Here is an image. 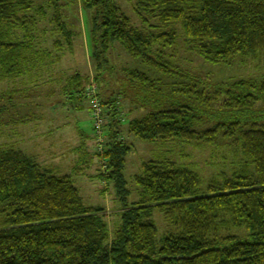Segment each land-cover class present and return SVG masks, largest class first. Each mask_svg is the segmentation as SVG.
I'll return each mask as SVG.
<instances>
[{
    "label": "trees",
    "instance_id": "obj_1",
    "mask_svg": "<svg viewBox=\"0 0 264 264\" xmlns=\"http://www.w3.org/2000/svg\"><path fill=\"white\" fill-rule=\"evenodd\" d=\"M81 2L90 12L94 78L74 73L58 80L61 92L79 101L91 99L87 91L95 85L107 124L93 154L80 134L84 142L75 149L79 158L73 173L83 174L91 156L98 157L102 182L114 183L120 220L111 232L104 208L85 204L73 174L42 166L8 146L0 149V264H264V112L256 108L264 101V77L218 87L217 97L225 102L212 120L210 103L216 96L183 84L172 91L181 93L174 99L162 94L147 73L126 68L127 79L115 90V66L109 62L118 43L144 67L184 79L171 55L179 41L214 65L264 60V0H135L144 29L134 25L118 0ZM62 12L56 0L44 5L0 0V84L21 86L25 96L54 80L78 36ZM17 93V88H0V114ZM122 94L131 110H151L131 121L126 134L153 144L180 141L214 149V157L221 158L224 149L236 147L241 162L205 185L197 171L169 159L144 162L133 179L137 199L129 201L125 168L132 148L121 132ZM205 121L214 124L194 128ZM156 210L167 228L160 242Z\"/></svg>",
    "mask_w": 264,
    "mask_h": 264
},
{
    "label": "rangeland",
    "instance_id": "obj_2",
    "mask_svg": "<svg viewBox=\"0 0 264 264\" xmlns=\"http://www.w3.org/2000/svg\"><path fill=\"white\" fill-rule=\"evenodd\" d=\"M48 1L49 0H34L36 5H44ZM56 1H59L63 6L62 13L70 30L78 36L73 42V49L68 51L67 56L63 57L61 61L60 68L62 69L57 67L54 72V80L46 83L48 87H51L49 91L44 94L35 92L25 93V96L30 97V102H51L47 104L48 106L29 104L28 101L24 100V88L21 86L8 81H4L0 84V88H2L3 91L8 90V88H17L18 90L15 100H13V105L11 104L7 110L0 114V149L8 146H15V148L21 149L30 157L35 158L42 166L57 167L61 174L64 175L73 174L74 183L80 190L85 204L95 208H104L106 215L105 219L111 232H113L120 220L121 204L117 198L114 183L110 182L109 184H104L99 177L102 172V165L99 158L92 155L90 167L83 174L73 173V169L79 158L75 149L84 142L80 134L83 135V138H86L87 150L92 154L99 147L100 138L99 135L95 134L90 110L91 100L87 98L79 101L72 96H66L64 92H61L62 83L58 80V77L66 78L71 76L70 69L72 68L66 69V66H70L71 64L74 66L78 65L81 72L83 73L84 71L85 74L91 70L90 76L94 78V63L90 58L93 52L90 36V12L83 7L81 0ZM118 2L124 12L131 18L134 25L140 29H144L145 26L134 11L135 0H118ZM177 29V31L180 32V28ZM171 55L174 61L182 67L183 75L188 79H186L185 76L184 79H181L178 75L170 76L159 73L156 70L152 71L144 67L139 60L131 58L121 45L116 43L109 55V62L111 65L115 66L113 73L114 78L117 80L113 88L118 90L121 87V82L127 79L124 78L126 74L122 72L123 68L147 73L150 78L156 79L154 81L156 82L157 89L160 90L162 94H166V96H170L174 99H178L181 93L172 91H179L184 85H196L197 88L195 90L203 91L204 94H208L209 97L213 95L217 97L216 91L219 89L218 87L222 88L225 87L226 84L239 80L260 81L261 78L264 77V60L260 58H239L230 65H214L206 62L196 53L189 52L182 41L178 42L177 46L171 51ZM62 72L64 75H62ZM109 78L110 77L107 76L108 80ZM111 78L113 80V77ZM175 83H177L176 86H174ZM33 88H36L33 90H37V87ZM176 94L180 95L177 96ZM219 96L220 95H218L217 99L215 97L210 103L213 107V111L210 114V117L213 118L212 120H215V117H219L217 112L224 106L222 104L225 102V97ZM78 101L80 103H78ZM118 101V109H120L123 114L125 121L121 126V132H123L122 134L125 136H123V139H125L126 143L132 148L126 158L127 164L125 168L128 188L132 191L129 199L131 202L137 199V190L133 179L136 175L141 173V167L144 162L169 159L179 165L197 171L202 176L205 182L203 185H205L207 180H210L214 175L228 173L232 164L239 163L242 160V156L236 147H225L226 149L222 152L225 158H221L219 156L214 157L217 153L214 149H198L193 144H186L180 141L172 144H153L141 141L133 135L126 134L128 124L131 121L145 117L151 110L148 108L137 111L131 110L129 100H127L123 94ZM79 104L82 108H79ZM256 108L258 112H264V101L257 104ZM106 112L107 111H105L104 114H106ZM23 117L24 119H21ZM49 122L53 123L51 127L55 126L59 128V130L53 129L54 133H57L56 140L58 142L54 141L55 136L51 139L49 136L50 133L47 134L45 130H43L39 138H33V136H31V134H33L31 132L34 129L46 128L49 126ZM262 123L264 124V120ZM212 124L214 123L212 122ZM212 124H210L209 121H205L196 124L194 128L197 130H204ZM52 141L56 144L60 143L58 147L52 148L54 150L49 148ZM37 144H40V146H37ZM39 150L42 153L44 150L48 157H41L40 153H38ZM57 150H60L61 153H58L59 151ZM52 152L57 153L54 159H52L53 156H49ZM53 160L55 161L53 162ZM153 220L158 228L157 241L160 242L167 231L165 218L161 212L156 210Z\"/></svg>",
    "mask_w": 264,
    "mask_h": 264
},
{
    "label": "crops",
    "instance_id": "obj_3",
    "mask_svg": "<svg viewBox=\"0 0 264 264\" xmlns=\"http://www.w3.org/2000/svg\"><path fill=\"white\" fill-rule=\"evenodd\" d=\"M65 56H67V54L65 55ZM64 56V57H65ZM91 58V57H90ZM69 68H72V69H70L71 70V73L70 74H74V73H81V74H84V75H88V76H90V73H91V70L89 71V72H87V74H85V72L83 71V73L81 72V69H79L78 68V65H76V66H74V65H68V66H66V69H69ZM60 69H62V68H60ZM89 73V74H88ZM51 87H48L47 86V84H45V85H43V86H41V85H39L38 87H37V90H33V89H36V88H30L29 90H28V92L30 93V92H35V93H41V94H44L45 92H48L49 91V89H50ZM24 100L25 101H28L29 102V104H35V105H47V104H50L51 102H49V103H47V102H44V101H42V102H30V97H25L24 98ZM48 106V105H47ZM29 108H31V107H29ZM79 108H82L81 107V105H79ZM25 117V116H24ZM24 117L23 118H21V119H24ZM53 123H51V122H49V126H47L46 128H39V129H37V130H33L31 133H33V134H31V136H33V138L34 137H36V138H39L40 136H41V133L43 132V130H45L46 131V133L47 134H49L50 133V138L52 139V137L53 136H55V139H54V141H57L56 139H57V137H56V135H57V133L55 132L54 133V130L53 129H55V130H59V128L58 127H55V126H52L51 127V125H52ZM63 132V131H62ZM63 134H64V132H63ZM58 142V141H57ZM59 144L60 143H55V142H51L50 143V146H49V148L50 149H52V148H55L56 146L58 147L59 146ZM37 146H40V144H37ZM38 148V147H37ZM52 150H54V149H52ZM56 150V149H55ZM57 151H59L58 153H61L60 152V150H57ZM38 153H40V155H41V157H48L47 156V154H45V151L43 150V153L39 150L38 151ZM57 153H54V152H52L51 154H49V156H53L52 157V159H54V157H55V155H56ZM38 159H42V158H38ZM48 161V160H47ZM55 160H53V162H54Z\"/></svg>",
    "mask_w": 264,
    "mask_h": 264
},
{
    "label": "built area",
    "instance_id": "obj_4",
    "mask_svg": "<svg viewBox=\"0 0 264 264\" xmlns=\"http://www.w3.org/2000/svg\"><path fill=\"white\" fill-rule=\"evenodd\" d=\"M96 93V86L91 85L88 88L87 95L91 98V105H90V110L92 113V119L94 123V130L99 135L101 138L102 135V130L104 126L107 124L105 114H104V109L101 105V103L95 98ZM101 140V139H99Z\"/></svg>",
    "mask_w": 264,
    "mask_h": 264
}]
</instances>
